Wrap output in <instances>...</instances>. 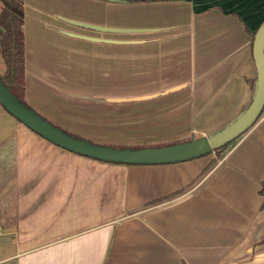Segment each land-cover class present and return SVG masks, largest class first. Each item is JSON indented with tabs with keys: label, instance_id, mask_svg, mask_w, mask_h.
<instances>
[{
	"label": "crops",
	"instance_id": "0c3cea01",
	"mask_svg": "<svg viewBox=\"0 0 264 264\" xmlns=\"http://www.w3.org/2000/svg\"><path fill=\"white\" fill-rule=\"evenodd\" d=\"M59 1L87 15L64 20L43 0H24L25 101L41 114L42 103L80 105L105 113V124L110 96L149 97L151 127L169 142L209 137L252 103L264 0ZM110 49L120 53L117 81L131 76L132 93H108ZM2 60L0 51L5 74ZM212 161L100 162L54 145L0 104V264H264V113L208 169Z\"/></svg>",
	"mask_w": 264,
	"mask_h": 264
},
{
	"label": "water",
	"instance_id": "95a60500",
	"mask_svg": "<svg viewBox=\"0 0 264 264\" xmlns=\"http://www.w3.org/2000/svg\"><path fill=\"white\" fill-rule=\"evenodd\" d=\"M108 1V0H106ZM110 2V1H109ZM118 3V2H116ZM84 29L109 33H133V30L104 29L84 23L71 22ZM74 35V34H73ZM90 41H100L83 35H76ZM112 44H129L130 41L101 40ZM254 60L257 67V84L254 99L250 106L231 124L219 132L189 142L164 147L142 149H115L90 140L77 138L55 126L32 108L22 103L0 79V104L5 110L26 127L33 130L54 145L74 154L110 164L132 166L167 165L192 161L211 155L246 134L264 113V23L255 35L253 44ZM179 89V88H178ZM175 91L174 89L171 90ZM149 97L136 98L135 101L148 100ZM112 102H128L134 99H113Z\"/></svg>",
	"mask_w": 264,
	"mask_h": 264
},
{
	"label": "rangeland",
	"instance_id": "374dc122",
	"mask_svg": "<svg viewBox=\"0 0 264 264\" xmlns=\"http://www.w3.org/2000/svg\"><path fill=\"white\" fill-rule=\"evenodd\" d=\"M33 1L41 2V0H33ZM43 4L45 6V9H47V11H49L50 14L56 12L59 13L61 19L65 18L64 16L61 15H68V16L80 17V18H84L87 15L84 9L79 8L80 7L79 5H77V7L65 8L64 6L62 9L59 8V6L62 4L60 3L59 0H57V2L54 5L49 3V0L46 1L43 0ZM68 21L72 22L71 20ZM110 23L132 25V20L127 16L116 17V15L115 16L110 15ZM111 29H116V28H111ZM110 34H119V33L111 32ZM0 51H1V47H0ZM110 53L112 57L109 60V66H110V71L112 72H110L109 74L110 77H109L108 93L113 95L132 93L133 84L131 81V76L129 79L120 81L119 83L117 81L120 75H117L115 68L117 62H119L118 58H120L119 57L120 53L118 52L117 49H110ZM123 53H125V51ZM123 58L124 55L122 57V60ZM127 59L130 60V58L125 56V60ZM2 61L4 62V60ZM127 65L131 66V62H127V63L125 62V66ZM0 75L3 77L5 74H0ZM86 78H88V81L87 83H84V90L86 92H90L92 91L91 85H94L92 82V74H88ZM113 99H122V98H113L110 96L107 99L110 100V109H109V113L107 114L109 120L107 119L108 123L105 124H102L100 120L102 115L104 117L105 113L102 114L100 110L94 111L87 107L83 108L80 105L74 107V106H68L58 103H54V104L48 102L46 104L42 103L43 111H44L43 114L32 108L30 105L29 106L33 110H35L38 114H40L43 118H45L55 126L63 129L64 131L79 136L83 139L90 140L91 142L96 144L101 143L100 145H103L104 144L103 142H105L107 143L104 144L106 146L142 149L148 147H164L167 145L170 146L172 144L186 142L193 139V138H188L183 140L160 142L158 141L160 138L156 136L157 134L155 131V127L154 126L151 127L152 122L150 121V118H152V116L149 114V107L148 105L145 104L144 101L142 102L131 101L129 103L117 104L116 102L111 101ZM57 105L63 108L62 114L54 112V108H58L59 110H62V108L56 107ZM89 122L91 123L90 125H88ZM159 132L160 131H158V133ZM85 134H87L88 136H86ZM157 141L158 143H156ZM231 148L232 146L229 147L226 151H224L223 157ZM210 156L213 160L212 162L217 161L219 159V156L215 152H213Z\"/></svg>",
	"mask_w": 264,
	"mask_h": 264
},
{
	"label": "trees",
	"instance_id": "16d2710c",
	"mask_svg": "<svg viewBox=\"0 0 264 264\" xmlns=\"http://www.w3.org/2000/svg\"><path fill=\"white\" fill-rule=\"evenodd\" d=\"M0 1L4 5V9L0 13V29L2 30L0 47H1L2 57L6 65V73L3 77L0 75V79L22 103H24L27 107L31 108L25 101L26 58H25V36L23 31L24 0H0ZM108 1L118 2V3L119 2L135 3L139 1L150 2V3H167V2H182L184 0H108ZM67 133L77 138H81L69 132ZM234 142L230 143L229 145L225 146L220 150L215 151V153H217V155L219 156V159H223L224 151H226L229 147L233 146ZM108 147H112L115 149H140V148H122L115 146H108ZM218 160L212 162L211 165L208 167V169L215 166ZM260 193L264 198V184L262 185V189ZM263 209H264V204H263Z\"/></svg>",
	"mask_w": 264,
	"mask_h": 264
}]
</instances>
